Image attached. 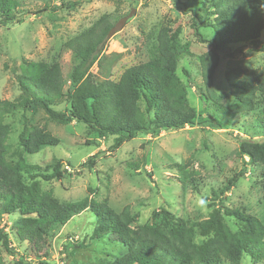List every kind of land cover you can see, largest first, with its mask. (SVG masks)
Listing matches in <instances>:
<instances>
[{"label":"rangeland","instance_id":"374dc122","mask_svg":"<svg viewBox=\"0 0 264 264\" xmlns=\"http://www.w3.org/2000/svg\"><path fill=\"white\" fill-rule=\"evenodd\" d=\"M21 1L17 9L21 21L0 26L1 100L13 101L20 94L15 74L24 60L48 65L58 62L67 89L73 69L83 64L64 44L89 30L101 18L115 25L131 14L122 29L105 42L102 54L112 62L104 65L103 74L109 70L111 78L117 80L128 67L147 62L152 36L162 25H167L173 37L190 44L191 55L179 58L176 75L197 115L192 127L158 136L141 134L115 153L109 152L112 138L104 140L89 135L82 124L48 122V131L59 139V145L27 156V163L38 166L40 172L50 173L51 169L45 168L62 162L61 169L66 171L61 179L49 182L37 179L39 193L51 191L60 202L85 197L107 200L116 212L129 206L138 216L134 226L149 223L152 213L162 209L189 222L207 219L215 208L238 210L264 222L262 167L238 156V139L262 141L264 122L258 120L256 112L233 115L225 110L238 93L228 86L225 73L236 67L246 71L263 67L264 51L256 50L251 44L226 46L218 53V67L207 87L201 80L198 57L210 46L198 41L192 26L194 14H200L201 0ZM62 1L64 7L51 9L58 8ZM41 10L44 11L36 13ZM199 33L208 41H217L211 29H199ZM256 43H264V30ZM64 108L63 104L54 109ZM24 115L39 126L46 120L42 111ZM21 120L18 113L6 119L13 130L9 141L13 148ZM176 165L185 166V181ZM241 170H245L244 176L226 190L228 182ZM20 220L17 214H0V228L10 243L7 253L0 242L2 264H20L13 254H24L13 235ZM224 221L231 231L239 229L235 219L225 217ZM95 222V216L86 212L73 218L47 238L43 252L46 255L41 252V257L30 261L24 254L23 264H104L121 255L124 249L113 239L89 241ZM81 244L83 248L79 247ZM239 264H264V261L255 262L243 256Z\"/></svg>","mask_w":264,"mask_h":264},{"label":"trees","instance_id":"16d2710c","mask_svg":"<svg viewBox=\"0 0 264 264\" xmlns=\"http://www.w3.org/2000/svg\"><path fill=\"white\" fill-rule=\"evenodd\" d=\"M201 2L200 14H194L192 26L198 41L210 46L198 57L201 80L208 87L218 67V53L226 46L251 44L264 51V43H256L264 30V0ZM21 3V0H0V26L21 21L17 15ZM64 5L62 1L58 8L51 9ZM113 26L107 18H101L64 44L83 64L73 69L67 89L58 62L48 65L24 60L15 74L20 94L13 101L0 99V214L20 216V224L13 231L19 248L30 261L41 257V252L46 255L47 238L86 212L96 218L90 242L113 239L124 249L121 255L104 264H239L243 256L255 262L264 261V222L238 210L215 208L207 219L189 222L162 209L152 213L149 223L134 226L138 216L129 206L116 212L107 200L85 197L60 202L51 191L38 192L37 179L45 182L61 179L66 171L61 169L62 162L45 168L51 169L50 173L40 172L38 166L27 163V156L59 145V139L48 131V122L82 124L89 135L104 140L112 138L109 152L115 153L141 134L158 136L183 130L192 127L197 119L196 111L187 101L186 89L176 75L179 58L191 55L190 44L173 37L170 27L162 25L152 36L148 61L128 67L114 80L109 70L104 74L102 71L106 63L112 62L102 50ZM205 28L214 32L217 41H208L200 35L199 29ZM94 68L98 71L94 72ZM225 79L238 92L233 104L225 110L233 115L256 112L258 120L264 122V66L250 71L230 68ZM63 104V111L54 109ZM39 111L46 119L41 126L24 115ZM17 113L22 119L21 129L13 148L9 143L13 130L6 119ZM238 156L262 167L264 189V139L239 138ZM176 167L185 181V166ZM244 173L241 170L236 174L226 190ZM225 217L235 219L239 229L231 231ZM0 242L10 253L9 238L2 228ZM13 254L23 264L24 254Z\"/></svg>","mask_w":264,"mask_h":264},{"label":"water","instance_id":"95a60500","mask_svg":"<svg viewBox=\"0 0 264 264\" xmlns=\"http://www.w3.org/2000/svg\"><path fill=\"white\" fill-rule=\"evenodd\" d=\"M131 16V14H129L128 16L120 19L108 32L107 36H106V40L109 39L111 36H113L115 33L119 32L122 27L124 26L126 20Z\"/></svg>","mask_w":264,"mask_h":264},{"label":"clouds","instance_id":"9594fccd","mask_svg":"<svg viewBox=\"0 0 264 264\" xmlns=\"http://www.w3.org/2000/svg\"><path fill=\"white\" fill-rule=\"evenodd\" d=\"M200 203H201V204H203V203H204V201H203V200H201V201H200Z\"/></svg>","mask_w":264,"mask_h":264}]
</instances>
